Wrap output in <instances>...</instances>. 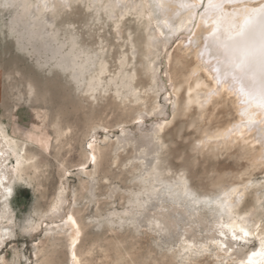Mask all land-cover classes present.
<instances>
[{
  "label": "snow or ice",
  "instance_id": "obj_1",
  "mask_svg": "<svg viewBox=\"0 0 264 264\" xmlns=\"http://www.w3.org/2000/svg\"><path fill=\"white\" fill-rule=\"evenodd\" d=\"M174 3L175 0H0V36L13 41L17 55H24L31 64L29 71L9 66L0 69V81L6 85L5 91L0 93V250H4L0 254V264H21V249L13 242L18 237H31L38 243L39 233L48 234L45 229L51 226L49 217L59 218L65 226L74 229L68 232L72 262L81 264L75 251L81 236L79 222L65 207L70 202L76 206L74 192L71 187L67 188V193L73 194V200L69 201L65 180L83 173L91 192L98 182L96 173L101 160L96 150L97 132L102 129L104 140L111 138V132L102 120L93 119L85 159L78 169L60 163L63 158L57 157L61 169L59 191L50 211L45 213L38 210L35 202L39 199L38 176H33V172L39 171L35 168V159L37 155L51 156L53 142L59 150L63 137L72 131L70 127L65 131L66 110L72 109L69 91L74 96L83 94L98 104L114 85L116 90L111 94L118 101L139 100V89L134 87V82L141 73L151 84L158 85L155 107L151 112L139 113L136 120L137 125H144L146 116H150L151 128L147 131L141 128L143 135L138 141L129 139L127 129L121 125L120 135L125 138L118 142L133 145L134 155L129 163L138 162L143 168L132 177L131 183L141 187L138 191L125 192L127 201L126 204L121 202L119 210L112 205V211L106 215H90L89 224L98 230L121 233L127 230L139 235L146 223L148 232L165 236L171 231L168 219L147 215L148 206L154 200L166 195L173 204L211 203L208 199L202 201L191 190L185 171L178 175L169 171L168 175L176 178L165 181L166 163L161 153L167 148L165 138L170 136L167 129L173 122L182 114L195 113L197 109L201 112L198 119L205 120L206 105L214 102L213 107L221 106L224 90L235 98V115L230 126L211 138H207L206 133V138L198 140L195 151L206 150L213 142L219 147L222 140L228 148L251 143V153L244 149L240 183L215 201L214 212L218 219L212 238L199 244L193 242L184 251L191 256L222 254L218 264H227L228 260L232 264H264V214L257 220L255 211L243 214L236 211L245 194L255 187L259 210L264 213V176H246L255 170L264 173V0H182L179 7L186 17L179 26L169 14ZM180 15L175 13V16ZM157 32L163 38L164 57H171L168 47L173 40L181 45L180 52L186 54L188 61L195 53L197 64L189 65L192 70L184 72L187 100L181 94L174 101L170 89L175 86L158 77L157 61L151 58L159 50ZM143 35L148 38L149 52L143 58L145 62H140ZM54 45L58 58L40 55L41 49L52 50ZM109 47L113 48L112 58L119 66L113 78L107 76ZM117 54L119 59H116ZM97 66L98 72L95 71ZM182 66L183 62L177 60L178 71ZM160 67L163 68L162 59ZM200 70L207 72L211 83L202 80ZM167 76L168 72L164 71V77ZM13 82L19 83V88L11 87ZM151 84L145 88V93H151ZM202 87L207 91H198ZM181 90H184L183 84L177 91ZM164 92L168 94L161 95ZM165 105L170 106V112ZM9 126L13 128L11 136ZM187 127L199 130L195 119L190 118ZM249 134H254L252 141L248 139ZM30 152L34 154L30 156ZM13 160L14 163H10ZM181 167L190 168L191 165L185 160ZM103 182L110 183L107 179ZM25 188L31 189L34 196L30 210L26 202L20 201ZM115 190V186L109 190V201ZM15 205H19V213L13 210ZM120 247L127 251L126 246ZM163 247L167 248V244ZM23 264L31 262L25 260ZM115 264L126 262L116 260ZM132 264L137 262L133 260Z\"/></svg>",
  "mask_w": 264,
  "mask_h": 264
},
{
  "label": "rangeland",
  "instance_id": "obj_2",
  "mask_svg": "<svg viewBox=\"0 0 264 264\" xmlns=\"http://www.w3.org/2000/svg\"><path fill=\"white\" fill-rule=\"evenodd\" d=\"M126 35L127 33L125 32ZM113 42L115 43V41ZM37 43L39 44L40 42L37 41ZM55 47L54 45L52 50L41 49L40 55L58 58ZM180 48L181 45L179 43L172 41L168 47L171 57H164V52L162 51H158L156 55H152L151 57L152 60L157 61L159 79L164 83L171 81L175 86L173 89H170L174 101L181 94L184 96L185 89L181 91L177 90L181 89L182 84L186 88L184 72L191 70V67L188 66H194L195 60L192 56L191 61H188L186 54L180 52ZM141 49L142 47L139 49L140 62H145ZM112 57L113 48L109 47L106 61L108 64L107 76L109 78H113L112 74L119 67ZM116 59H119L118 54ZM161 59L163 60V68L160 67ZM177 60L183 62V66L179 71L176 67ZM4 66L11 68L19 67L26 71H29L31 68L30 62L24 55H17L13 41H6L3 36H0V69H3ZM98 70L99 66H97L95 71L98 72ZM164 71L168 72L167 78L164 77ZM199 75L202 76V79H207L206 81L208 82L209 79L206 78L207 76L204 77V73L201 72ZM208 83H210V80ZM150 84L151 81L141 73V77L134 82V87L139 89V100L133 98L130 101H118L111 94L115 92V86L113 85L110 88L109 95L102 96L98 104L93 103L89 97L83 94L74 96L69 91L68 96L72 109L71 111L66 110L65 131L69 127L72 131L63 137L59 150L56 149L55 142H53L51 156L48 154L37 155L35 159V168L39 169L38 172H33L34 177L38 176L36 183L38 185L37 194L39 199L35 202L37 203L38 210L41 213H45L50 211V207L55 202V197L59 191L61 169L57 162V157L63 158L60 163L68 164L73 170L78 169L80 162L85 159V152H87L86 144L90 139L91 122L93 119L97 122L102 120L103 124L111 132L109 140L103 139L102 129L97 132L99 143L96 145V150L101 160L96 173L98 182L93 186L91 192L89 191L87 178L83 173L79 177L72 176L65 180V190L69 201L73 200V194L67 193V188L71 187L74 192L76 205L73 206L70 202L65 207L74 215L81 228V236L75 249L81 264H115L116 260H122L126 264H132L133 260L137 264H146L149 261L151 264H199L201 261H203V264H218V257L222 255L218 253L213 256H191L185 253V249L182 248L183 245L177 238L180 234L178 233L180 232V228L175 233L161 236L148 232L147 224L145 223L144 227L140 230V234L136 235L134 233L130 234L127 230L123 233L118 230L112 231L111 229L107 231L103 229L98 230L95 225L89 224L90 215L92 217L101 214L106 215L112 211V205H115V208L119 210L122 201L126 204L127 197L125 196V192L131 190L138 191L141 187L140 184L131 183V180L143 166L138 162L134 164L129 163L134 155L133 145L131 143H118L125 138L120 135L119 129L123 125L127 129L129 139L134 138L140 141L143 135L141 128L145 131L151 128L152 118L150 116H146L144 125L136 124L139 113L145 111L151 112L155 107L157 101L155 89L158 85L151 84V93H145V88ZM19 86V83L16 82H13L11 85V87L16 88H19ZM105 86L107 87V85ZM5 87V82L0 81V93L5 91ZM167 94V92L161 93V95ZM160 103L163 104V100ZM213 103L210 102L206 107L205 113H207V118L197 123L199 130L192 131L187 127L190 125L188 123L190 118L196 116L195 113L182 114L180 118L174 121L173 126L167 129L170 132V136L165 138L167 148L161 153L166 163L163 179L169 181L176 178V176H169V171L176 175L180 171H185L191 190L196 192L198 197L202 198L201 200H215L217 197H222L220 191L224 188L238 185L241 179L239 173L243 171L240 165L242 163L241 157L245 155L244 149H247L248 154H250L247 145H241L242 147L234 146L232 148H225L224 145L216 148L211 146L199 153L195 151L198 140L205 134L202 132H210L214 127H229L230 121H232L235 115L232 96L224 97V101L219 107H213ZM145 104H147V109L145 108ZM165 107L167 111H171L170 106L165 105ZM53 118H55V114H53ZM5 123L7 124L8 122L5 121ZM12 132L13 128L9 126L8 134L11 136ZM33 154L32 152L29 153L30 156ZM136 155H139V153H136ZM185 160L189 161L190 168L181 167ZM10 163H14V160L10 161ZM246 176L259 178L264 176V173L255 170L254 172L246 173ZM105 179L109 180L110 183L104 184L103 181ZM69 180L71 181L70 184L68 183ZM113 186H115L116 190L112 194V200L109 201L107 196ZM23 192L25 194L21 195L20 201L26 202L27 208L30 210L34 202L32 190L25 188ZM254 192H257V188L255 187L245 194L236 211L241 214L245 211H255V218L258 220L260 215L264 213H261L259 210L257 204L258 198L255 197L256 193ZM255 198H257L256 201ZM148 207L150 212L147 214L152 213L153 207L151 205ZM13 210L19 213V205H15ZM49 222L51 226L45 229V232L48 234L39 233L38 243L31 237H18L17 241L13 242L21 249L19 256L21 264L25 260L30 261L31 264H37V261H39V264H73L70 261L68 252L69 240L67 235L69 230L67 227H64L63 230L60 229L63 227V223L59 218L49 217ZM182 222L178 224L179 227L184 224ZM165 243L167 244V248L163 247ZM120 246H126L127 251H124V248ZM209 247H214V245H209ZM101 249L105 251L102 252ZM3 251L0 250V254H3ZM8 251L10 252L11 249ZM191 251L190 249L189 252ZM227 264H232V261L228 260Z\"/></svg>",
  "mask_w": 264,
  "mask_h": 264
},
{
  "label": "bare ground",
  "instance_id": "obj_3",
  "mask_svg": "<svg viewBox=\"0 0 264 264\" xmlns=\"http://www.w3.org/2000/svg\"><path fill=\"white\" fill-rule=\"evenodd\" d=\"M181 2H182V0H175V3L171 7L170 13H169L170 15H173V17L175 19V23L177 24V26H179L181 20L186 17L185 11L179 7V4ZM183 2H191V0H183ZM177 12L181 13V15L180 16H175V13H177ZM197 32L199 33V29H197ZM156 37H157V40L160 41V45H159V50L158 51L164 52L165 51V48H164V44H163V38L161 37V35H160L159 32L156 33ZM141 38H142V42H143L141 51H142L143 56H145V54H147L149 52L148 43H147L148 38H147L146 35H143ZM171 42L172 41H170L169 44ZM192 56L195 59L194 60V65H196L197 64V61H196V58H195V53H193ZM201 72L205 74L204 77L207 76L206 78L209 79L208 74H207L206 71L200 70L199 71V74ZM200 77L202 78V76H200ZM202 80L204 82H207L206 81L207 79L206 80L205 79H202ZM208 82H209V80H208ZM184 83H185L186 88H187V84H186L185 81H184ZM210 83H211V81H210ZM186 88H184L185 89V93H184V96H183L185 100L188 99V97L186 95ZM85 89L87 90V84H85ZM198 91H200V92H206L207 89L202 87ZM222 94H224V97L230 96L226 92H224V90H222ZM193 95L195 96V92L193 93ZM234 99L235 98L232 97V103L233 104H234ZM195 105H196V101H195V99H193V106L195 107ZM207 105H206V107H207ZM206 109L207 108L204 109V112H205ZM195 115L196 116H194L191 119H195L197 121V123H199L201 121V120L198 119L199 115H201V112H200L199 109L196 110ZM188 123L190 124V120H189ZM227 128L228 127H214L212 129V131H210V132H205L204 131L202 133H205V134L207 133V138H211V137H214L217 132H223ZM205 134L202 135L200 137V139L206 138ZM252 135H254V134H249L248 135L249 141H252ZM219 145H224V141H222V140L219 141ZM247 146H248L249 153H251V147H252L251 143L249 145H247ZM5 147H7V146H5ZM213 147L216 148L215 142H213ZM235 186L236 185H232V186H229L228 188H224L222 191H220L221 194H222V196L230 188L235 187ZM254 193H256V192H254ZM153 195H155V194H153ZM255 197H257V196H255ZM256 199L257 198H255V201H256ZM209 201L211 202L209 204H204V203H200V204H191V203H189L187 205H183V204H173L168 199V197L166 195H163L161 197V200H154L153 203L149 204V205H151L153 207V211H152V213H149L147 215L149 216V218L153 214H155L158 217L163 216V217L167 218L168 221L171 223V231L167 235L172 234V233H175L177 231V229L180 228V232H178L180 234L177 237L179 239L178 241L181 242V244L183 245L182 246L183 249H188L189 244H191L193 242H195L197 244L202 243V242H207L209 239L212 238V236L214 234L212 230L214 229L215 222L218 219V216L214 212V209H216V204H215L216 199L215 200L214 199L213 200H210L209 199ZM162 208H163V211H161ZM258 213L260 214V212H258ZM65 219H66V217H65ZM181 221H183L182 223H184V224L183 225L181 224L182 226L179 227L178 224ZM64 227H67V229L69 231H73L74 232V229H71V226L70 225L65 226L63 224V227H61L60 229L63 230ZM80 230H81V228H80ZM62 233H63V231H62ZM181 236L183 237V240L180 239ZM67 237H68V240H69V251L68 252H69V255H70V261H71V263H73L72 262V249L70 247V238H69V235H67ZM224 258H227V257H224Z\"/></svg>",
  "mask_w": 264,
  "mask_h": 264
}]
</instances>
